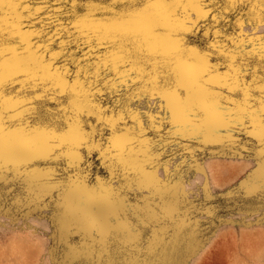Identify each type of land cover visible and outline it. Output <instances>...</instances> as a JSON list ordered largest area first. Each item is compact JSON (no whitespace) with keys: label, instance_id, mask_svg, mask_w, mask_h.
Wrapping results in <instances>:
<instances>
[{"label":"rangeland","instance_id":"374dc122","mask_svg":"<svg viewBox=\"0 0 264 264\" xmlns=\"http://www.w3.org/2000/svg\"><path fill=\"white\" fill-rule=\"evenodd\" d=\"M97 6V20L127 7L122 0H99ZM186 7L195 20L192 9L197 6ZM89 10L71 0L6 3L5 76L17 65L48 74L44 65L51 64L54 79L62 73L71 83L83 68L79 79L97 81L103 105H110L115 97L103 84L116 74L101 71L104 79L97 80V65L119 63L124 50L133 47L127 42L133 37L122 33L143 27L147 20L126 26L93 24ZM202 11L207 16L200 19L199 31L184 36L188 46L206 50L216 41L226 50L239 46L237 50L264 51L260 0H219ZM12 32L17 35L10 36ZM117 35L120 40L113 43ZM175 40L164 44L174 47ZM216 59L212 55L209 62ZM137 75L131 73L133 79ZM17 80L7 91L28 88L25 76ZM141 87L137 81L121 91ZM147 87L151 91L153 86ZM59 99L67 104V96ZM173 103L158 95L149 99L148 94L133 100L130 107L139 114L125 112L117 127H135L137 133L141 125L154 127L140 138L143 143L121 137L114 151H108L107 130L70 155L49 152L42 140L6 137L0 170V264H264V145L248 134L251 129L227 126L215 113L209 114L203 130L181 126L178 132L173 113L159 107ZM46 106L59 107L53 100ZM86 119L96 124L95 116ZM116 231V243L105 239Z\"/></svg>","mask_w":264,"mask_h":264},{"label":"snow or ice","instance_id":"6c2138e0","mask_svg":"<svg viewBox=\"0 0 264 264\" xmlns=\"http://www.w3.org/2000/svg\"><path fill=\"white\" fill-rule=\"evenodd\" d=\"M27 2L28 0H0V170L5 164L6 137L42 140L49 152L59 150L61 155L72 154L96 135L103 136L105 130L109 132L108 139L111 141L108 151L116 150L117 141L121 137H127L129 143H143L140 138L154 125L150 124L148 128L141 125L137 133L135 127L119 129L117 122L124 119L125 112H135L138 115L140 110L132 109L130 105L133 100L143 99L145 94L149 95V99L154 95L164 99L171 98L173 104L159 107L167 108L173 113L171 122L178 132L181 126H191L193 131L203 130L209 114L215 113L221 120L227 121V126L238 127L243 131L251 129L248 134L257 137L264 145V51L237 50L239 46L226 50L216 41H210L206 50H201L188 46L184 40V36L195 35L199 31L200 19L207 16V12L202 9L219 3V0H122L127 7L114 17L103 20H97L93 11L99 10V0H71L74 4L89 6L87 16L93 24L126 26L142 18L147 20L143 27L128 29L122 33L125 37H133L127 41L133 47L124 50L119 63L105 61L102 65H97L94 73L97 80L104 79L100 76L101 71L116 74L114 80L104 79L103 87L115 97L108 106L102 103L104 92L100 91L101 85L97 81L79 79L80 72H86L83 68L71 83L64 79L62 73L55 74L54 79L51 64L44 65L48 74L40 68L35 73H30L17 65L5 76L6 54L3 41L6 32L3 6L6 3L19 6ZM41 2L46 3V0ZM260 2L264 3V0ZM191 5L197 6L192 9L197 12L195 20H192L189 7H186ZM204 34L208 36L209 30L206 29ZM9 35L15 36L17 33ZM172 37H176L174 47L165 46L164 42ZM119 40V35L112 38L113 43ZM154 42H158L159 46H154ZM133 53L137 54L135 60ZM212 55L217 57L214 64L209 62ZM128 64L134 66L122 73L121 66ZM149 65L151 70L146 71ZM132 72L138 73L135 79L131 77ZM19 76L26 77L28 88L18 89L16 92L7 91L9 85L19 82ZM145 76L149 79L145 80ZM137 81L143 87L132 93L121 91L130 88ZM148 85L153 86L151 91ZM61 96H67V104L59 99ZM49 100L56 101L59 107L55 110L48 108L46 102ZM148 107H152L151 103ZM109 111L112 112L111 116L107 115ZM93 116L96 117L95 125L90 119H86ZM166 118L167 116L164 117ZM151 119L154 120L155 116ZM8 162L15 161L9 159ZM105 239L116 243L119 231Z\"/></svg>","mask_w":264,"mask_h":264}]
</instances>
